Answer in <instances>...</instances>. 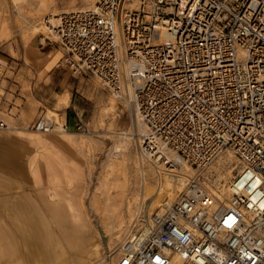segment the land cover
Segmentation results:
<instances>
[{
  "label": "built area",
  "instance_id": "1",
  "mask_svg": "<svg viewBox=\"0 0 264 264\" xmlns=\"http://www.w3.org/2000/svg\"><path fill=\"white\" fill-rule=\"evenodd\" d=\"M51 29L58 65L132 102L145 152L196 171L225 148L238 160L226 206L213 211L198 171L187 174L144 239L132 226L114 264H172L171 252L175 264H264V0H96ZM46 120L34 127L51 130Z\"/></svg>",
  "mask_w": 264,
  "mask_h": 264
},
{
  "label": "rangeland",
  "instance_id": "2",
  "mask_svg": "<svg viewBox=\"0 0 264 264\" xmlns=\"http://www.w3.org/2000/svg\"><path fill=\"white\" fill-rule=\"evenodd\" d=\"M41 1L43 0H0V24L2 23L0 27V117L5 118L11 127L21 128L23 135L19 137L29 146L28 148L25 144L26 152L21 160L27 178L20 176L21 180L13 181L15 178L12 179L8 175L2 176L0 196L6 194L13 197L24 193L37 204L36 211L42 217L40 224L47 229L51 240L59 241L57 224L45 208L44 202L50 193L55 192L54 199L49 201L67 213L69 212L68 202L73 205L76 213L82 209L91 231L97 233L100 239L99 252L93 256L89 264H112V257L117 253L122 239L132 230L136 221L135 216H137L136 202L133 203V198L139 188L133 157L141 155V150L137 134H134L135 126L131 124L133 114L126 103L115 97L116 99H113L117 113L108 110L106 115L103 113L99 119H96L97 109L100 111L106 106L108 97H112L113 93L103 87L93 75L88 73L75 75L66 67L58 65L63 49L54 33L49 32L45 27L48 24L46 19L51 12L83 7L84 2L82 0H44L52 6L50 9V7L42 6ZM25 15L29 22L23 19ZM30 22L37 24L35 32H32V28L29 29ZM60 97L65 98L62 105H67L58 109L56 123L64 124L65 131L82 137V142L67 141L64 145L56 144L54 140L60 135L56 128L44 132L39 127H34L37 119H48L49 111L56 110L54 109L58 106L56 100L58 101ZM70 98H72L71 102ZM78 123L82 125L81 128H78ZM2 134V138L8 140L12 132L0 131V137ZM38 134L55 143L52 144L48 155L54 162L56 152L66 159L67 166L73 170L69 178L57 165L59 178L53 179L48 174L47 168L41 164L42 181H35L37 178H34L30 172L29 168L32 164L28 161V156L37 151L40 145L33 144L31 140H28V136ZM122 136L125 137L123 143H121ZM114 143L117 149L113 148V152L108 154V149L112 148ZM125 143H128L131 149V158L128 160H124L119 152ZM227 150L228 148L223 149L207 166L197 169L200 179L210 188L215 187L214 182L218 172L232 162L237 165L238 161L234 155L229 158L230 162L227 161L228 158H225ZM143 158L147 159L144 156ZM221 158L227 162L223 164ZM2 169L8 170V165ZM127 204H135V207L130 205L131 208L136 209L133 210L134 215L131 217L126 211ZM111 225L114 228L123 225L125 229L110 233L108 229ZM74 240L75 245L79 247L81 239L75 237ZM77 260L80 258L75 256V261ZM46 264H61V261L53 259Z\"/></svg>",
  "mask_w": 264,
  "mask_h": 264
},
{
  "label": "bare ground",
  "instance_id": "3",
  "mask_svg": "<svg viewBox=\"0 0 264 264\" xmlns=\"http://www.w3.org/2000/svg\"><path fill=\"white\" fill-rule=\"evenodd\" d=\"M82 1L84 2L83 7H88V6H94V4H95L94 1H96V0H82ZM41 2H42L41 3L42 6L50 7V9H52V6L50 4H47L46 1L44 2V0H43ZM46 9H48V8H46ZM74 9L75 8H71V9L67 8L66 10L64 9L61 12H51V13H49V17L46 19V21H48V24L45 25V27L50 32V30H52L51 27L55 26V22L58 21L59 14L67 12V11H70V10H74ZM23 19H25L26 21L29 20L26 17V15L23 16ZM1 24H0V27H1ZM25 24H27V23H25ZM30 25L31 26L29 27V29L32 28V32H35L36 28H37V24L34 23V22L33 23L30 22ZM26 28H28V27H26ZM41 28H43V27H41ZM42 30H45V29H42ZM42 30H40V31H42ZM5 35H7V34L5 33ZM113 96L112 97L111 96L108 97L107 105L102 107V109H100V111L97 109V111L95 113V118L99 119V116L103 115V113H105V115H106L108 110L112 111L113 113L116 112V103L114 102L113 98L117 97V98L121 99L124 103H126V105L130 108L131 113L133 114L132 119H131V121H132L131 124L133 126H135V129H136V132L134 134H137L140 131H141L140 133H144L145 127L141 123H139L137 116L135 117L134 112H133V108H132V105H131L132 102L130 100L127 101V99L125 101L124 99H122V97L117 96L115 94H113ZM64 102H65V98L64 97H60L59 100L57 101V105L60 106V105L64 104ZM120 111H121V109H120ZM49 112L50 113L48 114L49 118H48L47 122H50L52 125L55 126V127L53 126V128L51 130H54L56 128V130H58V132L60 134L54 140L56 144L64 145V144H66L67 141H70V142H73V141L74 142L75 141L82 142L83 141L81 139L82 137H79V136H76V135L72 134L73 132L71 133L70 131H65L66 129L64 128V124H57L56 123V119H57L56 115L58 114L56 110L51 109ZM3 119L5 120V118H3ZM111 120H110V122H111ZM7 130L11 131L12 134L9 137L10 139H8V140L1 137V140H2L3 143H0V167L2 169V168H5L6 165H8V168H9L8 170L11 171L12 174H14V173L20 174V176H22L25 179V178H27V175H26L24 166H22V169L20 171H18V170L15 169V168H17V165H14L15 162H13L12 160H10V159H8V158L3 156V153L14 154L18 149L21 150V149H25L26 148L24 140H22L19 137V136L23 135V130L21 128L17 127V126H12L11 127L7 123V127L4 130H0V131L5 132ZM51 130H48V131L44 130V132H49ZM61 130H64V131H61ZM125 133L126 132H124V134ZM124 136H126V135H124ZM122 138L123 139H122L121 143L124 142V138L125 137L122 136ZM28 139L31 140L33 142V144L35 143L37 145H40V148L37 151H35L33 154L28 156V161L32 164L29 169H30V172H31L32 176L34 178H37L35 180L36 182H41L42 181L41 180V175H40V172H41V170H40L41 166L40 165L41 164H42L43 167L47 168L48 174L51 175V177L53 179H58L59 178L58 171H57L58 169H56L57 165L61 168V171L64 173V175L66 177H68V178L70 177L69 174L73 173V170H71L67 166L66 159L61 157V155L58 154V152H56V158L57 159L55 158V162H54L50 158L51 156L49 157V155H48L49 151H51V147L53 146L52 144H55L54 142H51L50 140L42 137L40 134L33 135V136H28ZM125 144L122 146V148L119 149V152L123 156L124 160H128V159L131 158V149L128 146V143H125ZM139 144L140 143L138 141V145ZM77 145H79V144H77ZM79 147H80V145H79ZM15 148H18V149L14 151ZM113 148H114V150L117 149V146H115V143L113 144L112 148L108 149V151H107L108 154L113 152ZM139 148L141 150V155H139L138 157L137 156L133 157V162L135 164V170H136L137 176H138L137 177L138 178L137 182H138V188H139L138 189L139 190L138 193L136 192L137 194L133 198V203L136 202V209H137V214H136L137 216H135L134 220H136V221H135L134 225H139L140 226V228H141V239H144L147 236L150 227L153 225L152 224L153 222H151V218H152L151 214H152V212H155V211L161 212V211H163L164 207H168L170 204H172V202L175 201L179 197L180 192L184 189V187H185V185L187 183V174H191L192 175L193 173H195L197 171L194 168H192V167H190V166H188V165H186L184 163L181 164L180 166H177V167H171V168L167 167L164 164V161L160 160V156L156 154L157 150L150 149L149 152H145L141 145H139ZM225 149H227V148H225ZM229 149L230 148H228L227 156L225 157L226 159L228 158L227 161L231 160L229 158L232 155L235 156L234 152L230 149L232 151L231 152ZM171 155H173L172 151H168V153H166V156L169 157V158H170ZM143 156L145 158H147V159H144ZM212 160H210L204 166H207ZM220 160L222 161L223 164L227 162V161H225L224 158L223 159L221 158ZM232 163H230L228 166L224 167L222 171L217 173L216 178H215V182H214L215 185L213 184L215 187H213V188L211 187L210 188L202 180L203 186L207 189V191H209V194H211V196L213 198V203L211 205L212 208H213V211L214 210H220V209H222L224 206H226L229 203L228 199L230 197V188H229V183L228 182L231 179L232 175L234 174V172H235V170H236V168L238 166V165H234ZM27 165H28V162H27ZM178 167H179V169H176ZM151 174H152V176H151ZM55 195H56L55 192L50 193V199L51 200L54 199ZM105 200H108V199H105ZM120 204H121V202H120ZM160 204H162V205L160 206ZM130 205H133V204H130ZM130 205H128L126 207V211L130 215L129 217H131V215H134L133 214L134 213L133 210L134 211L136 210V209L131 208L132 206H130ZM67 208H68V211H69L68 214L72 215V217H74V218H78L81 214H84L82 209H80L78 211V213H76V211L74 210L73 205L71 203H69V202L67 204ZM62 212H63L62 208L58 206L57 207V214L58 215L62 214ZM122 212L124 213L125 211H122ZM122 218H123V216L121 217V222L123 221ZM123 229H125V227L123 228V225H120L117 228L116 227L114 228V226L111 225V228L108 229V230H110V233H112L114 231H123ZM83 244H84V240L81 239L80 247H82ZM86 248H87L85 250L86 254H85V256H80V261L83 260L84 263L86 262V264H89L91 262V260L93 259V256L97 255L98 252H99L100 239L99 238H96V239L92 238L89 241V243H88ZM80 249H81L82 252H84L83 248H80ZM117 252H118V250H117ZM171 255H172V258H173V263L172 264L178 263L180 261V256L178 255V253L171 252ZM116 257H117V253L115 254L114 259ZM99 258H101V257H99Z\"/></svg>",
  "mask_w": 264,
  "mask_h": 264
},
{
  "label": "crops",
  "instance_id": "4",
  "mask_svg": "<svg viewBox=\"0 0 264 264\" xmlns=\"http://www.w3.org/2000/svg\"><path fill=\"white\" fill-rule=\"evenodd\" d=\"M65 105L55 106L54 109L59 113L58 109ZM1 137L0 143H3ZM25 144L29 148L26 142ZM25 152V149H18L14 154L3 153V156L15 162L14 165H17L15 169L20 171ZM6 175L15 178L13 181L22 179L20 174H12L11 171L2 170L0 167V179ZM10 197L6 194L0 196V264H46L53 259L61 261V264H86L83 260L75 261V256L78 258L85 256L89 241L99 237L97 233L91 231L84 214L74 218L62 209V214L58 215V205L49 201L51 200L49 194L44 202L45 208L57 224L59 241H55L51 240L47 229L40 224L42 217L36 211L37 204L24 193ZM75 236L84 240L82 247L75 245ZM79 248H83L84 252ZM114 257L115 255L112 257V264L116 259Z\"/></svg>",
  "mask_w": 264,
  "mask_h": 264
}]
</instances>
